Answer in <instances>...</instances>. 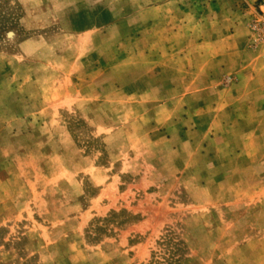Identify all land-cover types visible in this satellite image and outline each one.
Returning a JSON list of instances; mask_svg holds the SVG:
<instances>
[{"label": "rangeland", "instance_id": "obj_1", "mask_svg": "<svg viewBox=\"0 0 264 264\" xmlns=\"http://www.w3.org/2000/svg\"><path fill=\"white\" fill-rule=\"evenodd\" d=\"M170 1L0 0V264H264V0Z\"/></svg>", "mask_w": 264, "mask_h": 264}, {"label": "crops", "instance_id": "obj_2", "mask_svg": "<svg viewBox=\"0 0 264 264\" xmlns=\"http://www.w3.org/2000/svg\"><path fill=\"white\" fill-rule=\"evenodd\" d=\"M168 4H170L173 8L172 11L175 16H180L179 18L187 16L188 8L186 7V3H183L181 0H171ZM177 19L175 18V20ZM242 30L243 28L241 27L240 22L232 19L231 22H228V30L217 36L218 39L214 41L213 47V49L217 50V55L215 57L213 56L215 60L214 68L216 73L210 77L208 68L204 65L200 67L206 71L205 76L207 78V82H210V80H219L218 78L221 77H228L231 69H233L231 74H233L236 78V85L238 86H242L245 83L247 84V82L251 85L262 83L261 80L258 82V76L253 74V67L248 64L249 58L251 57V51L247 49L246 38L240 35V31L242 32ZM171 35L176 37L179 34L178 32H175ZM184 35H187V26H185ZM207 41L211 42L210 39ZM204 42L205 41H201L202 48L204 47ZM180 52L185 54L184 58L186 59L187 54L189 53L188 46H185L184 50H181ZM207 61L209 63V58H207ZM248 72L251 75L249 79L246 77V73L248 74Z\"/></svg>", "mask_w": 264, "mask_h": 264}]
</instances>
